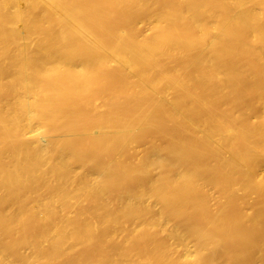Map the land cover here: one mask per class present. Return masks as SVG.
<instances>
[{
  "label": "bare ground",
  "instance_id": "6f19581e",
  "mask_svg": "<svg viewBox=\"0 0 264 264\" xmlns=\"http://www.w3.org/2000/svg\"><path fill=\"white\" fill-rule=\"evenodd\" d=\"M0 264H264V0H0Z\"/></svg>",
  "mask_w": 264,
  "mask_h": 264
}]
</instances>
